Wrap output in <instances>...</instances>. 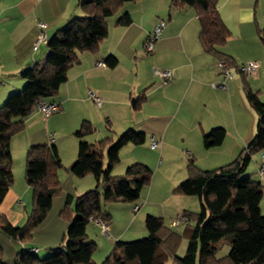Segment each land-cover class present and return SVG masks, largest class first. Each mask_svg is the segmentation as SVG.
Wrapping results in <instances>:
<instances>
[{"label":"crops","instance_id":"crops-1","mask_svg":"<svg viewBox=\"0 0 264 264\" xmlns=\"http://www.w3.org/2000/svg\"><path fill=\"white\" fill-rule=\"evenodd\" d=\"M84 1L0 0V107L26 85L22 72L36 64H44L48 58L47 42L35 47L41 33L39 24H46L43 32L48 41L71 20L84 16ZM172 1L137 0L124 4L115 16L107 19L109 34L96 53H81L78 64L68 71V81L55 96L48 99V102L61 104L62 110L48 118L33 112L25 120L24 130L13 136L10 150L14 183L0 205V216L5 217L13 227H22L27 223L32 215L29 209H33L34 202L26 177H16L17 168L21 169L16 155L24 165L32 146L53 145L63 161L68 159L74 165L80 143L76 132L85 121L93 129L84 138L88 143L96 144L105 139L115 142L129 130L145 135L144 144H129L121 150L120 161L111 171L113 176L125 175L128 167L137 163L153 171L152 183L143 189L137 212L134 204L125 202H114L115 207L105 210L111 217L107 222L108 238L102 235L99 226L90 222L93 231L97 230L100 234V240L96 239L105 244L103 251H109L117 241H124L129 235L147 237L145 219L148 215L163 220L164 217H173L167 224L173 228L179 214L197 213V209L190 211L189 208L193 203H199L197 198L193 202L188 199L191 197L174 193L176 185L188 178L189 161L193 159L202 170L220 168L236 160L254 139L257 115L248 103L242 86L245 78L250 88L260 98L264 97V45L260 39L264 31V0H218L221 20L230 32L221 50L231 56L239 68L251 62L258 64L257 69L247 76L240 74L237 68H231L232 78L227 81V90L212 86L222 81V75L218 70V60L201 46L200 23L195 10L188 6L174 7ZM125 13L130 15L131 25L118 26L117 20ZM160 22H165L162 36L156 42L153 53L146 54L144 46L147 37ZM110 56L118 60L117 66H97L99 61L106 62ZM154 69L172 70L173 80L163 85L155 76ZM91 92L101 99L100 106L90 98ZM140 99L141 105L135 108L133 103ZM215 128L225 129L226 137L220 146L206 148L204 135ZM152 136L160 142L156 150L151 148ZM263 152L255 155L259 162L255 161L254 175L263 163ZM107 163L105 158V167ZM161 167L174 176L172 183L162 181L167 183L165 185L154 181ZM61 171L58 172L60 191H63L66 179L75 184L65 195V205L70 195L74 199V208L80 193L85 189H94L97 181L93 176L77 178L73 174L69 179V173ZM246 175L252 177L248 169ZM172 203L177 209L170 215L164 207ZM56 204L53 200L51 210ZM56 206L58 208V204ZM60 216H56L55 221L66 229L69 224L63 225ZM118 225H122L121 230ZM87 234L90 242L100 245L90 237L88 228ZM25 250L36 251V255L43 252L35 244ZM94 262L97 263L96 259Z\"/></svg>","mask_w":264,"mask_h":264},{"label":"trees","instance_id":"trees-1","mask_svg":"<svg viewBox=\"0 0 264 264\" xmlns=\"http://www.w3.org/2000/svg\"><path fill=\"white\" fill-rule=\"evenodd\" d=\"M136 1L85 0L82 4L84 16L71 20L46 40L49 48L46 62L22 72L26 85L0 107V205L14 183L11 139L24 130L25 120L32 115L36 105L51 99L68 81V71L78 64L79 55L96 53L109 34L107 19L115 16L124 4ZM172 6L193 8L200 23L199 40L204 51L225 63L230 71L237 68L240 74L248 75L221 50L230 32L221 20L218 0H173ZM131 23L132 19L126 13L117 20L121 27ZM260 39L264 45V31ZM105 63L114 68L118 60L110 56ZM243 79V91L257 115L254 139L236 160L217 169L202 170L191 159L187 165L188 178L174 191L181 196L197 198L200 211L181 213L173 222V228L165 224L163 218L148 215L145 219L147 238L117 241L101 264H264V215L260 206L264 184L246 175L254 155L264 151V100ZM141 101L134 102V107H139ZM92 130V125L85 121L76 132L80 139L79 152L71 172L77 178L93 176L96 187L77 197L75 208H72L73 197H67L61 216L69 221V228L59 248L45 259H39L34 251H21L17 254L16 264H97L93 260L97 245L88 240L90 222L101 219L107 223L111 217L104 212L103 204H136L143 189L150 186L153 172L141 163L128 167L124 176L111 173L125 146L144 144L143 133L129 130L115 142L105 139L93 144L84 140ZM225 137V129L215 128L204 135V145L206 148L220 146ZM105 158L107 167L104 166ZM62 167L56 146L37 145L29 149L25 177L33 191L32 215L22 227H13L0 216V230L22 242L32 238L34 229L44 221L60 191L58 172ZM178 226H185L183 234L175 229ZM184 234L189 244L186 254L181 257L176 248ZM224 239L231 242V251L221 263L215 255L217 244ZM0 264H5L1 246Z\"/></svg>","mask_w":264,"mask_h":264},{"label":"rangeland","instance_id":"rangeland-1","mask_svg":"<svg viewBox=\"0 0 264 264\" xmlns=\"http://www.w3.org/2000/svg\"><path fill=\"white\" fill-rule=\"evenodd\" d=\"M242 90H243V86H242ZM261 98H262V100H264V97H261ZM257 154L259 155L260 153H257ZM17 156L18 155H16V159L18 162L21 163V169L17 168L15 174H16V177L19 179L20 177L21 178L25 177L26 163L24 162V165H23L22 164L23 160L21 159V161H20L17 158ZM256 157L257 156L253 157V160H252V162L248 168V172L252 175L253 179L258 180L257 175H254L255 167H256L255 161L259 162L256 160ZM61 160H62V164H63V167L61 169L62 170L61 173H69L67 177H69V179H70V177L72 178L73 175L71 172V168L73 165L68 162V159L63 161V159L61 158ZM25 161H26V159H25ZM123 163L126 164V162H123ZM157 165L158 166L160 165L158 160H157ZM177 173L178 172H176V175H177ZM123 176H124V174H123ZM173 178H174V176L172 177L166 172L165 167H163V168L161 167V170H159L158 175L155 176L154 181H156V182L167 181L168 183L169 182L172 183L171 181L173 180ZM151 183H152V181H151ZM162 183L167 185V183H164V182H162ZM74 185L75 184L73 182H70L68 179H66V181H64L63 191H59V193L57 195H55V197L53 199L58 204V208H57V206H56L57 204H56L54 209L51 210L50 213L48 214L47 219L41 225H39L37 228L34 229V231L32 233V238L30 240L22 242L21 240L15 239V238L9 236L8 234H6L4 231L0 230V246L3 249V260H4L5 264H16L17 254L20 253L21 251H24L25 248H30L31 246H33V244L39 246L43 250V252H40V255H37V257L39 259L47 258L48 256H50L53 253V251H55L57 248H59L63 244V237L67 233V230L69 227H66V229H64L63 228L64 226L62 227L58 222L55 221V217L57 216V218H59L60 213L64 210L65 195L67 193V190H69L71 187L73 188ZM179 185L180 184L178 183L176 186H179ZM164 188H168V186H165ZM85 190L86 191H83V192L80 191L81 192L80 194L83 195L85 192L88 191V189H85ZM188 199H191V201H193V202L197 201L196 198H192V197L188 198ZM59 201H61V206L59 205V203H60ZM115 205H116V203H106V204H103L102 206H103V210L105 212V210H107L108 207H110V208L115 207ZM117 205H121V204H117ZM134 205L140 206V203L137 202ZM75 206H76V201L74 202V208H75ZM260 206H261L262 214L264 215V196L262 198ZM164 208L167 209V214L172 215L175 212V210L177 209V206L175 203H172V205L166 206ZM189 208H190V211H194L196 209L198 210V212L200 211L199 203L196 205H195V203H193L192 205H190ZM158 209H159V212H162V209H160V208H158ZM32 210L33 209L31 207V210L29 209V212L32 213ZM170 218H173V217H164L165 224H169ZM61 219H62L63 225L69 224V221L65 220L64 218H61ZM121 220H122V218H121ZM59 221H61V220H59ZM118 226L121 230L122 225H118ZM93 229H94L93 226L91 224H89L88 225V233H89L90 237L93 239L100 237L99 232L97 230L93 231ZM175 229H177V231H179L181 234H183L185 232V228H182V226H180V227L178 226ZM131 233H133V231ZM102 235L105 238H108V236L104 235L103 233H102ZM110 236H113V235L111 234ZM144 238H147V237H144ZM144 238L143 237H134L133 235H131V236L129 235V237H126V239L124 241L132 242V241H137V240H141ZM98 240H100V238H98ZM98 240L96 239L97 243L100 244ZM188 244H189L188 238L184 234L183 238L180 240L178 247L176 248L177 255H179L181 257L184 256L186 254ZM104 245L105 244L97 245V250L93 256V260L95 261V259H96L97 264L103 263L107 259V257L109 256V254L112 252V250L114 248V245H113L109 249V251L108 250L106 251V249L103 251L102 247ZM217 247H218V251L215 255V259L221 263L225 262L226 257L229 255V252L231 251V242L227 239H224L217 244ZM51 248H55V249L51 250ZM169 264H170V262H169Z\"/></svg>","mask_w":264,"mask_h":264},{"label":"built area","instance_id":"built-area-1","mask_svg":"<svg viewBox=\"0 0 264 264\" xmlns=\"http://www.w3.org/2000/svg\"><path fill=\"white\" fill-rule=\"evenodd\" d=\"M40 29H41V33L37 38V41L35 43V47L38 46V44L40 43H46V36L45 33L43 32V30L46 29V24L45 23H40L39 24ZM165 26V22H160L155 29L148 35L147 40L145 42V46H144V51L146 54H151L154 51V46L156 44V42L161 38L162 36V32H163V28ZM97 66L99 68H104L106 67V63L104 61H99L97 63ZM258 67V64L256 62H251L249 63L247 66L242 67L241 71L243 73H247V74H251L253 73ZM218 70L220 71L221 75H222V81L213 84L212 86L215 88H219L222 90H227V81L229 79L232 78V73L230 71V69L228 68V66L225 63L222 62H218ZM154 74L156 77H158L163 85H167L168 83H170L173 78H174V72L172 70H159V69H154ZM90 98H92L94 100V102H96L99 106L101 105L102 101L99 97H97L94 93H89ZM62 110V106L59 103L56 102H48V101H41L39 102L35 109L34 112L41 114L42 116H44L45 118H48L50 116H52L53 114H57ZM51 141L53 142L54 140L51 139ZM151 148L156 150L160 147V142L154 137H151ZM263 156V163L262 165L258 168L257 170V177L259 179V181L264 184V152L262 154ZM139 208L136 207L135 211H138ZM93 222L99 226L102 230V233L106 236H109V227L108 224L106 222H104L101 219H96L93 220ZM179 223L176 222V225H178ZM36 253V251H35Z\"/></svg>","mask_w":264,"mask_h":264}]
</instances>
